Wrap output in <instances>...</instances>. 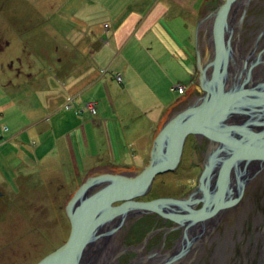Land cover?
Here are the masks:
<instances>
[{"label": "crops", "instance_id": "obj_1", "mask_svg": "<svg viewBox=\"0 0 264 264\" xmlns=\"http://www.w3.org/2000/svg\"><path fill=\"white\" fill-rule=\"evenodd\" d=\"M30 1L34 2L35 5L38 2L41 4L39 6L45 5L48 7L49 3L52 6L53 3L60 2L61 8L50 10L45 28L36 24L33 27L34 29L29 30L34 35L30 36L33 41L28 47L29 57L25 59L27 68L23 75L26 80L23 91H12L13 94L10 96L12 99H8L2 107L11 106L13 108L22 106L28 99L33 101H31V106L28 107L30 112L27 113V116L38 121L36 120L29 126L23 127L24 130L15 133L14 137H16V134L24 135V132L29 129L30 135L39 137L41 140L45 135L48 139L49 136L55 135L57 131L59 132L54 136V144L64 143L61 155L57 153V147H53V156L51 157L56 160L51 163L53 165L51 169L40 165V163L46 165L45 161L38 164L41 167L42 184H48L46 175L52 176V179H56V181L62 177L63 164H59L62 162L63 154L69 157L67 160H69L73 177L78 179L77 186L81 182V170H83L84 176L93 168L103 166L132 167V165L124 163L126 162L124 159L127 158V153L122 154L121 146L126 145L127 150L131 154H135L136 149L133 148V145L139 143L142 147L138 150L140 154L138 159L146 157L157 124L160 123L164 112L184 95V92L180 94L181 92L176 87H184L187 93L195 80L194 46H192L194 45L192 43L194 39L189 20L191 12L183 16L185 18L183 19L186 27L185 31L180 23L175 24V19H177L175 16L181 15V2L179 0H141L145 4L144 9H141L140 6L133 8L134 5H139L137 0ZM190 1L186 0L184 2V8L191 10L189 7ZM41 2H45V4ZM35 5L33 7H36ZM107 20H109L108 23ZM104 22L103 28H100ZM181 32L184 36L180 35ZM186 35L188 36L186 37ZM101 37L104 39H101ZM135 37L138 39L136 43L133 41ZM36 54L45 58L42 68H38L40 64H31L32 57ZM143 57L148 58L147 63H144L146 60L143 62ZM152 63L157 66V72L163 75L167 86L171 82L169 86L173 85L172 88L179 97L175 101H171V103L169 101L162 106L155 103L152 107L149 105L151 109L148 110H146L148 106H140L141 110L145 112L143 114H150V118L147 119L148 124L144 120L142 122V119L140 120L141 123L137 124L134 121L129 124L124 123L120 133H118L115 128H112L110 119L100 118L101 121L92 120L93 129H97L99 133L96 130L95 133L92 131L93 135L91 136L85 123L79 125L80 123H74L76 120H73V124H69L68 118L63 116L64 106L71 101L74 103L79 102L82 95L87 91H95L96 84H100L101 81L105 80L103 76L108 73L115 76L122 74L120 75L121 82L128 83V85L138 90L137 94L132 97H143L144 99L147 91L143 75L134 68L137 66L141 67V71H146ZM14 65L9 68L13 72L17 70L15 75H22L20 69H16ZM17 65L20 66L21 64L18 62ZM182 76L183 78H181ZM126 89L115 91L117 92L114 93L116 99L112 101L110 99L113 103L114 114L118 113L120 109H128L142 114L138 111L140 108L131 101L128 89ZM107 93L108 97H113L110 90L107 89ZM1 97L3 99L6 95L3 94ZM99 97H101L99 101L105 104L102 101V96ZM90 103L96 105L94 102ZM166 105H169V107H164ZM45 112H48L49 115L46 116ZM120 120L124 121V117H121ZM65 124L67 125L65 126ZM68 126H71L70 131L72 134L69 137L66 134ZM33 127L43 128V132L34 131ZM51 131L54 133L51 134ZM102 134L107 138V140L105 139V143L107 141L108 145L107 157H105L104 162L99 163L102 155L100 156L101 152L97 148L100 146L98 140ZM67 142H69V150ZM15 145H17V152L19 153L14 155L17 158H22L20 153L23 150L22 146L20 147L18 143ZM6 146L7 144H3L0 148L5 150ZM26 152L27 155L24 157L29 158L26 163L31 166V163L36 161L37 151L27 148ZM14 155H4L3 153L0 155V190L4 186L10 191L9 185L5 184L7 181L4 177L7 178V175L2 165L6 161L8 163L14 161ZM41 159L48 160L49 157L41 156ZM18 168H16V171L12 168L15 173L12 182H17V184L19 183L18 178L21 171L20 165ZM33 179L36 183L39 181L38 178ZM5 190L1 192L5 193Z\"/></svg>", "mask_w": 264, "mask_h": 264}, {"label": "rangeland", "instance_id": "obj_2", "mask_svg": "<svg viewBox=\"0 0 264 264\" xmlns=\"http://www.w3.org/2000/svg\"><path fill=\"white\" fill-rule=\"evenodd\" d=\"M179 2H181V15L175 16V18L178 19H175V24L180 23L182 28L186 31L183 20L185 18L183 16L191 12L189 14V20L192 26L193 39H195L198 22L196 18L202 8V5L205 3V0H191L189 5L191 10L184 8V2H186V0H179ZM41 3L45 4V2ZM137 4L139 5H134L133 8L137 6H140L141 9L145 8V4H143L141 0H137ZM33 5H35V3L30 0H0V133L2 134V136L0 134V146L7 144L5 150L0 148V155L3 153L4 155L12 156L19 153L17 152L18 148L17 145H15L16 143L23 148L22 152H20L22 154V158H17V156L14 155V161L9 163L6 161L5 164L2 165V167L4 166L3 168L8 178L4 177L7 181L5 184L9 185L10 191L4 186L1 188L2 190H6L5 193L2 192L3 195L0 196V264H37L42 258L62 245L67 240L70 232V225L63 211V205L71 193H73L80 185L79 184L77 186L78 179L73 177L69 160H67L69 157H67L68 155L64 156L63 152V159L59 164H63V171H61L62 177L56 181V179H52V176L46 175V177H48V184H42L43 180L40 175L41 167L38 164L41 161H45L47 163L46 165L45 163H40V165L51 169V166H53L51 163L56 160L51 157L53 156V147H57L56 151L59 155H61L64 143L61 141L63 144H54V136L59 132L57 131L55 135L49 136L48 139L47 135H45L41 140L39 137L30 135L29 129L24 132V135L16 134V137H14L15 133L24 130L23 127L29 126L32 122L37 120L27 116V113L30 112L28 107L31 106L32 100L28 99L22 106H16L13 108L11 106L2 107L8 99H12V97H10L13 94L12 91H23L24 83L26 81L23 75L25 69L27 68L25 59L29 57L28 47L33 41L30 36L34 35L32 31L29 30H31L36 24H39L42 27L44 26L43 28H45L48 22L47 17L49 16L50 10H59L61 8L60 2L53 3L52 6L51 3H49V7L45 5L39 6L41 4L38 2H36V7H33ZM108 21L109 20H107V23ZM103 24H105V22L102 23L100 28H103ZM105 27H107V25H105ZM180 35L184 36L182 32ZM187 36L188 35H186V37ZM101 39L104 38L101 37ZM133 41L136 43L138 39L135 37ZM9 44L10 46L8 47ZM32 58L31 64H40L38 65V68H42L45 58L37 54ZM18 62L21 64L20 66L17 65ZM143 62L147 63L148 58L146 59V57H143ZM13 65L16 69H20L19 71H21L22 75H15L17 70H14L13 72V70L9 68ZM134 69L143 75L144 84L146 85L145 89L147 91L144 99L143 97H132L137 94V88H133L128 85V83L124 84L123 82L117 80V76L122 74L115 76L108 73L106 76H103L105 77V80L101 81L100 84H96L95 91H87V93L82 95L79 102L74 103L71 101L68 105L64 106L63 110L65 112H63V116L68 118L67 120L69 124H73V120H76L74 123H80L79 125L85 123L86 129L91 136L93 135V132L95 133V130L99 133L97 129H93L91 124L92 120L101 121L99 120L100 118L110 119L109 121H111L112 128H115L118 133H120L124 123L129 124L131 121H134V123L137 124L141 123L140 120L142 119V122L144 120L148 124L147 119L150 118V114H143L144 110H141L140 106H148L146 109L148 110L151 109L149 108V105L152 107L155 103L158 106H162L169 101V103H171V101H175L179 96L176 92H174V89L172 88L173 85L171 84V86H169L171 82H169L167 86L166 80L160 72H157L158 68L154 63L150 64L146 71H141V67L137 66ZM181 78H183V76ZM18 82L19 84H17ZM18 85L21 86L19 87ZM126 88L128 89L131 101L140 108L138 111L142 112V114L132 112L128 109H120L118 113L114 114L113 103L111 102L116 99L114 93H117L115 91H121ZM107 89L111 91V94L113 93L112 98L107 96ZM182 89V93L180 94H183L184 92L183 97H181L169 109H166L162 119L169 117L173 112L182 109L191 102L190 99L195 90L194 85L188 89L187 93L184 87H182ZM3 94H5L6 97L2 99L1 95ZM99 96H102V101L105 102V104L99 101L101 98ZM90 102H94L96 105ZM169 105L164 107H169ZM89 106H94L96 112L92 114ZM44 114L46 116L49 115L48 112H45ZM121 117H124V121L120 120ZM66 125L67 124H65V126ZM130 125L132 126L133 124ZM158 125L159 124H157V127ZM70 127L71 126H68L66 128V134L68 137L72 135ZM6 128L7 130H5ZM33 129L37 132H43V128L37 129L33 127ZM53 133L54 132L51 131V134ZM193 137L194 136L191 135L188 139L185 147L186 150L183 152L178 168L173 172L157 176L153 181L150 192L139 200L149 201L160 197H181L185 196V194L193 188H196L198 185V177L203 167L202 156L200 155V146L195 143ZM105 139L107 140L106 136L102 134L98 140L100 146L97 149L101 152L100 156L102 155L99 163L104 162L105 157H107L106 151L108 145L107 141L105 143ZM143 139L145 138L143 137ZM68 145L69 142H67L69 150ZM141 147L142 146L139 143L133 145L136 152L135 154H131V152L127 150L128 147L126 145L121 146V149L123 150L122 154L127 153V158L124 159L126 162L124 163L126 165H132V167L103 166L97 168L96 170L103 171L106 169H114L129 171L142 167L145 164L148 155L146 157L144 156L143 158H139L140 160L138 159V157H140L138 150H140ZM27 148L32 151H37V156L35 158L36 161L32 163L30 162L31 166L26 163V160L29 158L24 157L27 155ZM41 156H47L49 159L42 160ZM19 165L21 171L18 178L19 183L17 184V182H12V177L15 176L13 169L16 171V168L19 169ZM81 173L82 178L80 181H82L86 176L85 174L83 176V170H81ZM33 178H38L39 181L36 183ZM3 202H5L4 205ZM252 207L253 208L250 210L251 212L248 213L250 218L247 224L252 222V219L258 216L264 218V203L256 206L252 205ZM146 217L149 216L145 215L137 218L135 219L136 221L132 222V225L130 224V229L132 231L131 235H137V232L144 234L146 230H148V227L157 220H155V217L154 219ZM125 229L124 232L126 236L124 237L122 234V237L118 238L116 240L117 242H115L118 247L113 248V250L108 247L102 255H100L97 264L100 262L101 264H109L105 262L108 261L109 258L115 257L114 254L116 253L119 254L118 257L120 259L125 260L128 254L131 253L127 250L129 247L126 246L130 230L128 229V231H126ZM121 232H123V230ZM223 236L224 235L222 234V240H220V243H226L224 249H222L218 254L207 252H204V254L198 253L191 264H257L262 245L261 240H247V236L237 238L236 235L228 240ZM139 239H141V237H139ZM217 255L218 257L220 256V258H217ZM139 258L142 262L143 256H139ZM139 260L137 262H139ZM260 264H264V262Z\"/></svg>", "mask_w": 264, "mask_h": 264}, {"label": "water", "instance_id": "obj_3", "mask_svg": "<svg viewBox=\"0 0 264 264\" xmlns=\"http://www.w3.org/2000/svg\"><path fill=\"white\" fill-rule=\"evenodd\" d=\"M236 1L221 0L210 16L198 20L194 88L201 95L162 119L142 167L129 171L93 169L86 174L63 205L70 225L67 240L37 264H96L126 221L145 215L161 216L184 228L182 246L171 250L161 263L170 264L180 260L200 237L201 233L189 239L191 230L204 227L207 219L241 199L253 164L264 163V86L240 89V81L227 85L233 55L229 12ZM208 18L212 19L214 48L210 61L208 50L202 58L198 43L199 26ZM258 106L262 119L256 126L260 128L240 125V110ZM191 135L217 144L203 162L197 187L182 198L139 200L150 192L157 176L178 168Z\"/></svg>", "mask_w": 264, "mask_h": 264}, {"label": "flooded vegetation", "instance_id": "obj_4", "mask_svg": "<svg viewBox=\"0 0 264 264\" xmlns=\"http://www.w3.org/2000/svg\"><path fill=\"white\" fill-rule=\"evenodd\" d=\"M220 4L221 0H205L196 20L210 16ZM211 25L212 19L208 18L199 26L198 30V43L200 45L202 58L205 57L207 53L206 51L208 50L209 61L213 58L214 50L211 36ZM228 27L231 31L230 45L233 55L229 62V79L227 85L234 81H240V89H258L260 86H264V0H237L232 5L229 12ZM228 36L229 34L227 32L226 38ZM195 44L196 36L194 39V45ZM194 59L196 70L195 46ZM196 78L197 71L192 85H195ZM200 95L201 93L195 89L190 101H194ZM256 98L258 100V97ZM253 99H255V97H253ZM258 110L259 106L251 110L246 108L240 110V125L249 124L254 125L256 128H260V126H256L257 123H261L260 119H262L260 116L261 112ZM189 137L186 140L183 152L186 150L185 147ZM193 138L195 143L200 146L203 167V162L206 156L213 149L217 148V144L212 143L205 138L196 136ZM252 170V177L245 185L241 199L234 206L223 210L217 216L207 219L204 227L198 225L194 230H191L188 235L189 239H192L201 233L200 237L198 240L191 243L188 252L180 260H176L170 264H189V262L191 264L198 253L204 254V252H207L218 254L226 245V243H220V240H222V234L224 235L223 237L228 240L235 235L237 238L247 236V240H261L262 245L257 264L264 262V218L258 216L252 219V222L247 224L250 218L248 213L251 212L250 210L253 208L252 205L256 206L264 203V163L261 166L253 164ZM232 176L235 175L232 174ZM194 189L195 188L192 190ZM192 190L185 194V196L175 198L186 197ZM148 216L149 217L146 218L154 219L155 217V220H157L148 227V230H146L144 234L137 232V235H131L132 231L130 229V224L132 225V222L140 217L130 218L126 221L124 227L114 235L108 247L112 250L113 248L118 247L115 242H117L116 240L118 238L126 236L124 232V229L126 228V231H128V229L130 230L126 246L129 247L127 250L131 253L128 254L125 260L120 259L118 257L119 254L116 253L114 254L115 257L109 258L105 263L138 264L140 262L139 264H161L165 261L171 250L182 246V238L184 234L183 227L161 216ZM122 230L123 232H121ZM139 237H141V239H139ZM139 256H143L142 262L139 260ZM157 257L161 258L158 259ZM217 258H220V256L218 257L217 255ZM138 260L139 262H137ZM99 264H101V262Z\"/></svg>", "mask_w": 264, "mask_h": 264}, {"label": "built area", "instance_id": "obj_5", "mask_svg": "<svg viewBox=\"0 0 264 264\" xmlns=\"http://www.w3.org/2000/svg\"><path fill=\"white\" fill-rule=\"evenodd\" d=\"M117 80H118V81H121V77H120V76H117ZM176 88H178V90L182 93V90H183V89H182L181 86H177ZM89 109H90V111L92 112V114L96 112L94 106H89Z\"/></svg>", "mask_w": 264, "mask_h": 264}, {"label": "trees", "instance_id": "obj_6", "mask_svg": "<svg viewBox=\"0 0 264 264\" xmlns=\"http://www.w3.org/2000/svg\"><path fill=\"white\" fill-rule=\"evenodd\" d=\"M5 204V202H3V205ZM1 210H2V207H1Z\"/></svg>", "mask_w": 264, "mask_h": 264}, {"label": "bare ground", "instance_id": "obj_7", "mask_svg": "<svg viewBox=\"0 0 264 264\" xmlns=\"http://www.w3.org/2000/svg\"><path fill=\"white\" fill-rule=\"evenodd\" d=\"M206 227H207V226H206ZM205 230H206V229H205ZM205 230H204V231H205Z\"/></svg>", "mask_w": 264, "mask_h": 264}]
</instances>
